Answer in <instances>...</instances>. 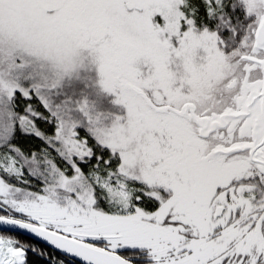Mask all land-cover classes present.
I'll use <instances>...</instances> for the list:
<instances>
[{"label":"snow or ice","instance_id":"obj_1","mask_svg":"<svg viewBox=\"0 0 264 264\" xmlns=\"http://www.w3.org/2000/svg\"><path fill=\"white\" fill-rule=\"evenodd\" d=\"M66 257L264 264V0H0V264Z\"/></svg>","mask_w":264,"mask_h":264},{"label":"trees","instance_id":"obj_2","mask_svg":"<svg viewBox=\"0 0 264 264\" xmlns=\"http://www.w3.org/2000/svg\"><path fill=\"white\" fill-rule=\"evenodd\" d=\"M15 235H16V234H15ZM17 236H19V238H20L21 240H26V241H29V242H31V243L39 244L40 246L45 247V245H43V244H41V243H39V242H37V241L31 239V238H28V237H26V236H22V235H17ZM49 251H54V250L51 249V248H49ZM55 254H56V255H62L61 253H58V252H56ZM29 258L32 259L31 254H29ZM66 259L69 260L70 264H73V262L71 261V259H69V258H67V257H66Z\"/></svg>","mask_w":264,"mask_h":264},{"label":"water","instance_id":"obj_3","mask_svg":"<svg viewBox=\"0 0 264 264\" xmlns=\"http://www.w3.org/2000/svg\"><path fill=\"white\" fill-rule=\"evenodd\" d=\"M13 234L26 236V237L31 238V239H33V240H35V241H37V242H39V243H41V244L44 245V242H43V241L38 240L37 238L31 236V235L28 234V233H23V232H19V231H17L16 233H13ZM45 246H46V245H45ZM61 254H62V253H61ZM62 255H63V254H62ZM69 259H71V258H69Z\"/></svg>","mask_w":264,"mask_h":264}]
</instances>
